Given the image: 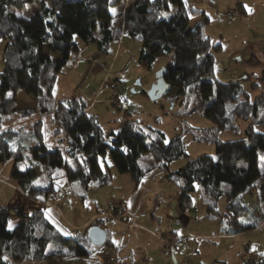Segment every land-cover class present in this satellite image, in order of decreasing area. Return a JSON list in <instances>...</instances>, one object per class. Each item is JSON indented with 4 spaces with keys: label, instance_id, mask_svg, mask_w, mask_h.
<instances>
[{
    "label": "trees",
    "instance_id": "trees-1",
    "mask_svg": "<svg viewBox=\"0 0 264 264\" xmlns=\"http://www.w3.org/2000/svg\"><path fill=\"white\" fill-rule=\"evenodd\" d=\"M33 1L39 8L31 16L18 15ZM123 1L0 0V164H10L16 192L45 203L31 218L18 214L11 227L8 205L0 204V264L87 256L95 250L87 231L96 223L65 235L43 210L55 180L62 176L84 189L106 184L110 173L100 160L107 154L135 183L152 168L164 170L167 180L177 185L180 212L190 206L198 185L206 213L220 215L222 233L264 226V91L251 101L240 83L215 76L218 45L203 31L207 20L203 11L185 7V0H131L122 23L116 25L112 6ZM195 16L199 18L192 23ZM75 34L105 54L113 53V42L131 38L138 46V63L148 68L158 56H170L157 79L166 86L169 100L191 93L199 102L201 115L213 122L212 133L205 138L214 142L215 155L201 154L170 171L168 164L186 155L179 133L167 140L161 131L151 126L142 130L130 119L104 133L98 116L89 112L81 97L56 96L58 73L69 64ZM19 91L34 99L33 106H17ZM114 95L116 103L119 97ZM35 116L27 127L14 126L16 118ZM45 119L54 143L46 142ZM8 121L12 127L4 128ZM239 122L247 124L242 137L217 138L218 130H236ZM125 147L127 152L122 151ZM219 198L225 199L221 211ZM257 258L264 263V255Z\"/></svg>",
    "mask_w": 264,
    "mask_h": 264
},
{
    "label": "rangeland",
    "instance_id": "rangeland-1",
    "mask_svg": "<svg viewBox=\"0 0 264 264\" xmlns=\"http://www.w3.org/2000/svg\"><path fill=\"white\" fill-rule=\"evenodd\" d=\"M124 2L126 6L127 0ZM187 5L205 13L207 20L204 24V33L210 37L212 44L218 45L214 50L216 60L232 62L236 56L233 55L234 49L243 46L248 40H256L264 44V0H187ZM38 8V2L33 1L18 13L29 17ZM112 9H115L114 23L120 25L123 16L121 15V20L118 19L116 5H113ZM228 11L231 14L226 17ZM74 36L76 38L69 56V64L58 73L56 96H79L86 103L95 96L89 112L98 116L104 133L118 130L127 119L133 120L142 130L151 126L161 131L167 140L179 133L184 142L186 155L172 160L168 164L170 171L184 166L189 160L201 154L215 155L214 142L205 138L207 134L212 133L213 122L201 115L199 102L195 97L187 93L171 101L165 94L160 95L154 90L158 72L168 63L170 56H158L148 68L138 63L137 46L131 38L124 36L122 41L111 44L113 53L108 56L113 58L110 65L109 57L104 65L89 64L91 61L81 59L79 54L81 47L78 43L84 41L77 34ZM263 47L262 45V49ZM260 61L264 62V59ZM107 78L115 81L119 86L114 93L119 97L116 103L113 101L115 95L108 84H105ZM123 84L126 85L125 89L121 88ZM16 101L17 106L21 108L33 106L34 103V99L23 91L17 93ZM36 119L37 116L22 120L16 118L14 126L27 127ZM45 120L43 125L49 129L45 135L46 142L54 143L56 137L52 136V127L48 120ZM11 124L12 121H8L4 128H11ZM246 125L245 122H239L236 130L221 129L217 131L216 136L222 141L240 138L244 135ZM100 163L102 168L110 173L109 181L102 186L89 185L84 189L76 181H70L65 176L55 180L53 191L56 197L52 199L49 196L47 201L49 205H46L43 214L61 233L67 235L83 232L84 227L80 228L79 225L90 215L96 214L92 222L108 232V237L118 238V251L126 256L122 263L117 264H165L169 261L172 264L174 259L176 264L182 262L184 264H260L259 260L262 258L257 257L264 253V233L261 230H249L245 231L246 235L218 234L220 215L210 216L206 213L207 206L198 185L191 193L190 206L180 212L182 219L173 218L180 236L186 241L184 244L186 248L179 247L178 257L174 254L173 259L171 250L162 242L160 244L156 240L152 242L153 236L147 234L146 226L151 222L145 214L152 206L157 207L160 197L165 199L172 192H176L177 185L169 182L165 177V171L160 168L150 169L138 183H135L128 173H120L115 168L108 154L105 159L100 160ZM9 171L10 164H0V204L4 205H8L14 199L10 200L14 194H19L16 192L14 182L9 178ZM224 204L225 199L219 198L217 209L221 211ZM101 210L107 212V215L100 214ZM110 213L123 220L129 218V221L135 222V227L127 228L128 224L126 227H121L108 217ZM17 215L12 216L9 227L16 222ZM155 228L156 226L153 231ZM261 250L263 252L259 254ZM179 253L183 254L182 258L179 257ZM130 254L132 258H129ZM96 255L95 252L94 256ZM252 257L256 259L249 260ZM182 259L184 261H181ZM39 261L41 262L27 261L14 264H49L50 262ZM105 262L114 263H109L107 260ZM50 264L100 263H87L83 258L74 259L65 256Z\"/></svg>",
    "mask_w": 264,
    "mask_h": 264
},
{
    "label": "crops",
    "instance_id": "crops-1",
    "mask_svg": "<svg viewBox=\"0 0 264 264\" xmlns=\"http://www.w3.org/2000/svg\"><path fill=\"white\" fill-rule=\"evenodd\" d=\"M125 1V0H124ZM123 1L122 4L116 5L118 7L117 12H118V19L121 20L123 16V10L125 7V2ZM131 0H127L129 2ZM122 5V6H121ZM115 8V7H114ZM122 15V16H121ZM230 16V15H229ZM227 17V16H226ZM199 16H195L192 19V23L197 20ZM203 31H204V26H203ZM122 41V38H121ZM79 46L81 47L80 49V58L84 59L85 61H91L89 64L95 63L96 65H104L103 63L106 62L107 57H109V65L112 61V56H108L111 54V51L108 54L102 53L98 51L96 48L95 44H86V43H78ZM137 46V44L135 43ZM262 45L264 46L263 43H259L256 40H248L243 46L235 48L233 55H236L233 59V61H219L215 59L214 63V73L215 76L223 82L227 81H234V82H239L242 84L243 89L247 92L250 100L252 101L256 96L260 95L264 91V77H263V72H264V62L260 61V59H264V47L262 49ZM138 49V46H137ZM114 56V54H112ZM106 56V57H105ZM257 61L256 63H252L253 61ZM95 96L90 99V101L87 103V109L91 107V104L93 102ZM15 197V194L10 198L12 200ZM178 197V192H172L169 196H166L165 199L161 198L158 199L157 207L151 208L145 215L149 217V226H146L147 234L153 236V240H156L159 242H162L166 248L171 250L170 253L172 255L176 254L178 257V248L183 246V248H186V245L184 241L185 238L180 236L179 230L177 227H175V221L173 218L168 217L167 215V210H168V205L172 199H177ZM150 208V207H149ZM98 215V214H97ZM107 215V214H106ZM96 214L90 215L82 224L79 225L80 228L84 229L88 227L89 225H92V221H94V217ZM109 218L113 222H116L119 224L121 227H126L127 224H132L131 226H134L135 222L129 221V218H125L126 220L120 219L116 217L114 214L110 213L108 215ZM182 219V216H181ZM94 226V225H92ZM127 226V228L131 227ZM155 228V232L153 231V228ZM78 227V225H77ZM91 227V226H90ZM135 227V226H134ZM260 231L264 233L263 230V225L253 229L252 231ZM152 231V232H151ZM160 233V236H159ZM243 234H247V232H241ZM106 238L105 242L100 244V245H95V250L87 256H76L72 255L70 257L72 258H83V260L87 263H100V264H106V260L109 261V263L114 262L113 264L117 263H122L126 256H123V252H119L118 248V238L114 239V237H108V232L105 231ZM220 235H235V234H226L222 232H218ZM107 241V242H106ZM94 245V244H93ZM107 246L102 248L101 246ZM109 246V247H108ZM97 253L96 256H94V253ZM263 252L262 250L259 252V254ZM163 253V252H162ZM161 254V251L160 253ZM131 255V256H130ZM129 255V258H132V254ZM183 254L179 253V257L182 258ZM65 257V256H63ZM61 257V258H63ZM61 258H56L49 260L50 262H54L57 259ZM180 260V259H179ZM28 261V260H27ZM21 261L23 262H27ZM181 261H184L183 259ZM20 262V263H21ZM30 262V261H29ZM31 262H36V261H31ZM41 262V261H38ZM48 262V261H47ZM49 262V264H50ZM164 263V261H163ZM165 264H171L170 261L166 262ZM172 264H176L175 259L173 260ZM184 264V262H182Z\"/></svg>",
    "mask_w": 264,
    "mask_h": 264
},
{
    "label": "water",
    "instance_id": "water-1",
    "mask_svg": "<svg viewBox=\"0 0 264 264\" xmlns=\"http://www.w3.org/2000/svg\"><path fill=\"white\" fill-rule=\"evenodd\" d=\"M162 69L158 72V75L161 73ZM154 90H157L160 95L166 93V86L157 79ZM21 202V197L19 194L15 195L14 199L8 204V214L10 216H15L19 214V206ZM167 215L170 218L181 219L178 201L177 199H172L168 205ZM89 240L94 245H100L105 242L106 234L103 229L98 226H91L87 231ZM173 259L174 256L172 255Z\"/></svg>",
    "mask_w": 264,
    "mask_h": 264
},
{
    "label": "built area",
    "instance_id": "built-area-1",
    "mask_svg": "<svg viewBox=\"0 0 264 264\" xmlns=\"http://www.w3.org/2000/svg\"><path fill=\"white\" fill-rule=\"evenodd\" d=\"M231 14L230 11L226 12V16H229ZM105 84H108L110 90L113 92V95L115 93V91H117L118 89V84L115 81H110V79L107 78V80L105 81ZM122 89L126 88V85L123 84L121 85ZM20 197H21V202H20V206H19V214L26 216L27 218H31L35 215H37L41 208L45 205V203H42L40 201H38L37 199H31V198H27L25 195H23V193L18 192ZM50 198L54 199L55 196V192L51 191L49 194ZM111 205V204H110ZM107 212L102 211L101 214H106ZM132 224H128V226H131Z\"/></svg>",
    "mask_w": 264,
    "mask_h": 264
},
{
    "label": "snow or ice",
    "instance_id": "snow-or-ice-1",
    "mask_svg": "<svg viewBox=\"0 0 264 264\" xmlns=\"http://www.w3.org/2000/svg\"><path fill=\"white\" fill-rule=\"evenodd\" d=\"M185 7H187V0H185ZM112 11H113V13H115V9H112ZM249 11H251V9H249ZM18 15H22V13H18ZM75 38H76V37L73 36V39H75ZM9 95H11V93H9ZM13 151H15V149H13ZM122 151L127 152V148H126V147L123 148ZM213 159H215V157H214ZM261 160H264V157H261ZM37 183H38V182H37ZM40 199H43V198L40 197ZM253 250H254V249H253ZM262 255H264V254H262Z\"/></svg>",
    "mask_w": 264,
    "mask_h": 264
}]
</instances>
